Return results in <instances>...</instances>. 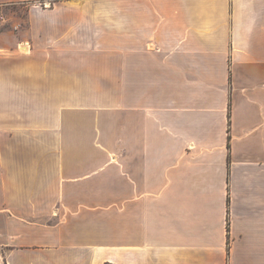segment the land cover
Returning <instances> with one entry per match:
<instances>
[{"label": "crops", "instance_id": "crops-1", "mask_svg": "<svg viewBox=\"0 0 264 264\" xmlns=\"http://www.w3.org/2000/svg\"><path fill=\"white\" fill-rule=\"evenodd\" d=\"M11 5L0 264H264V0Z\"/></svg>", "mask_w": 264, "mask_h": 264}, {"label": "rangeland", "instance_id": "rangeland-1", "mask_svg": "<svg viewBox=\"0 0 264 264\" xmlns=\"http://www.w3.org/2000/svg\"><path fill=\"white\" fill-rule=\"evenodd\" d=\"M0 16H2V14H5V16L10 17V20L7 21V25H9L12 22V13L15 9H19V5H11V6H4L3 8H0ZM18 13H20L21 15L22 10H18Z\"/></svg>", "mask_w": 264, "mask_h": 264}, {"label": "trees", "instance_id": "trees-1", "mask_svg": "<svg viewBox=\"0 0 264 264\" xmlns=\"http://www.w3.org/2000/svg\"><path fill=\"white\" fill-rule=\"evenodd\" d=\"M103 264H113V263H110V262H105V263H103Z\"/></svg>", "mask_w": 264, "mask_h": 264}]
</instances>
